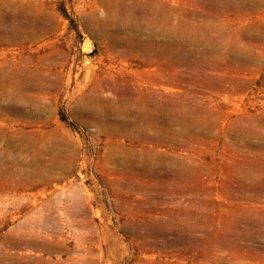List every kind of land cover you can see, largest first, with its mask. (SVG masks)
Listing matches in <instances>:
<instances>
[{"label":"rangeland","instance_id":"1","mask_svg":"<svg viewBox=\"0 0 264 264\" xmlns=\"http://www.w3.org/2000/svg\"><path fill=\"white\" fill-rule=\"evenodd\" d=\"M0 264H264V0H0Z\"/></svg>","mask_w":264,"mask_h":264}]
</instances>
